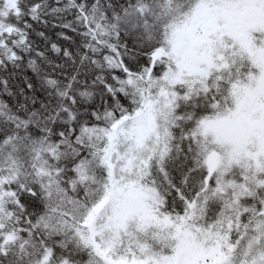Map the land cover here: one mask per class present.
I'll list each match as a JSON object with an SVG mask.
<instances>
[{
    "label": "snow or ice",
    "instance_id": "snow-or-ice-1",
    "mask_svg": "<svg viewBox=\"0 0 264 264\" xmlns=\"http://www.w3.org/2000/svg\"><path fill=\"white\" fill-rule=\"evenodd\" d=\"M0 264H264V0H0Z\"/></svg>",
    "mask_w": 264,
    "mask_h": 264
}]
</instances>
